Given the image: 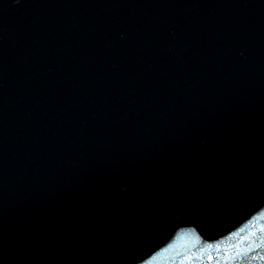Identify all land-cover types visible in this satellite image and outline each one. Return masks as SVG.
<instances>
[{
    "label": "water",
    "instance_id": "water-1",
    "mask_svg": "<svg viewBox=\"0 0 264 264\" xmlns=\"http://www.w3.org/2000/svg\"><path fill=\"white\" fill-rule=\"evenodd\" d=\"M0 264H264V0H0Z\"/></svg>",
    "mask_w": 264,
    "mask_h": 264
}]
</instances>
